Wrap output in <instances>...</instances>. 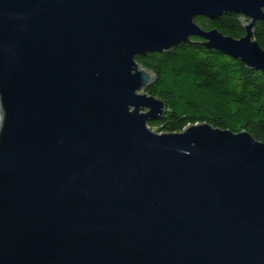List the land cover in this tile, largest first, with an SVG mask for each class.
I'll list each match as a JSON object with an SVG mask.
<instances>
[{
    "label": "water",
    "instance_id": "water-1",
    "mask_svg": "<svg viewBox=\"0 0 264 264\" xmlns=\"http://www.w3.org/2000/svg\"><path fill=\"white\" fill-rule=\"evenodd\" d=\"M264 0H0V264H264V141L163 132L136 56L189 37L264 70ZM242 16L244 35L198 16Z\"/></svg>",
    "mask_w": 264,
    "mask_h": 264
},
{
    "label": "trees",
    "instance_id": "trees-1",
    "mask_svg": "<svg viewBox=\"0 0 264 264\" xmlns=\"http://www.w3.org/2000/svg\"><path fill=\"white\" fill-rule=\"evenodd\" d=\"M195 22L202 29L217 28L236 38L245 33L239 14L225 13L215 20L198 16ZM254 38L264 49V20L255 22ZM203 42L192 36L162 52L136 56L155 76L146 92L166 106L149 127L173 132L205 122L233 132L244 130L264 141V70L247 67Z\"/></svg>",
    "mask_w": 264,
    "mask_h": 264
}]
</instances>
